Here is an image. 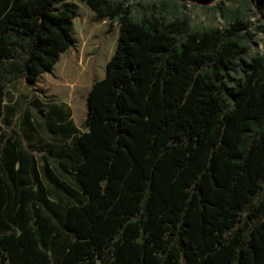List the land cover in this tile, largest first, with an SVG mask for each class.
<instances>
[{
    "label": "trees",
    "instance_id": "trees-1",
    "mask_svg": "<svg viewBox=\"0 0 264 264\" xmlns=\"http://www.w3.org/2000/svg\"><path fill=\"white\" fill-rule=\"evenodd\" d=\"M66 1L0 0V264H264V58H247V22L196 31L81 0L119 19L118 42L82 130L39 107L67 140L24 145L5 130L6 87L74 42Z\"/></svg>",
    "mask_w": 264,
    "mask_h": 264
},
{
    "label": "rangeland",
    "instance_id": "rangeland-1",
    "mask_svg": "<svg viewBox=\"0 0 264 264\" xmlns=\"http://www.w3.org/2000/svg\"><path fill=\"white\" fill-rule=\"evenodd\" d=\"M110 1L127 8L135 21L159 18L169 22L178 18L185 20L189 30L196 31L225 28L235 18H242L248 25L240 31L247 58L258 55L264 58V17L248 0H215L209 5L183 0ZM66 3L76 8L72 26L74 42L61 53L53 70L40 75L34 84L18 76L6 87L5 130L22 135L24 145L38 143L59 147L67 140L63 134L54 135L46 130L43 118L37 113L39 107L51 110L62 130L72 126L82 130L81 122L87 111L85 95L91 83L104 76L106 62L118 42V18L107 16L98 20L93 8L81 0H67L58 5ZM25 118L30 122L29 139L24 135ZM52 167L57 172L53 164Z\"/></svg>",
    "mask_w": 264,
    "mask_h": 264
}]
</instances>
